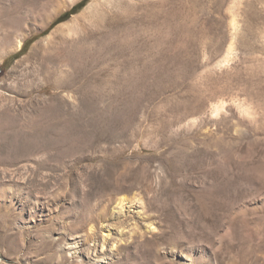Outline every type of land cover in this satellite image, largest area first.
I'll return each instance as SVG.
<instances>
[{
    "label": "rangeland",
    "instance_id": "rangeland-1",
    "mask_svg": "<svg viewBox=\"0 0 264 264\" xmlns=\"http://www.w3.org/2000/svg\"><path fill=\"white\" fill-rule=\"evenodd\" d=\"M82 1L0 0V264H264V0Z\"/></svg>",
    "mask_w": 264,
    "mask_h": 264
},
{
    "label": "bare ground",
    "instance_id": "bare-ground-1",
    "mask_svg": "<svg viewBox=\"0 0 264 264\" xmlns=\"http://www.w3.org/2000/svg\"><path fill=\"white\" fill-rule=\"evenodd\" d=\"M91 6V5H90ZM93 6V5H92ZM59 16V14H56L50 21H49V24H51V22L54 20V19H56L57 17ZM79 17L80 16H74L73 18H72V22H78L79 21ZM48 24V25H49ZM69 23H64L63 25L64 26H69L68 25ZM48 25H46V27L48 26ZM62 27V26H61ZM45 29V28H44ZM56 30V29H55ZM64 42H62V40L59 42V43H56V44H54V45H52V47H50V48H48L47 50H45V52L42 54V56H40L39 58H40V61H41V63L42 64H44V63H47L50 59H53V57H54V53H56V52H59L62 48H63V46H62V44H63ZM22 44L19 46V50L20 49H22ZM35 50V49H34ZM34 52V51H33ZM39 60V59H38ZM44 66V65H43ZM217 112H218V109L216 110ZM93 242V241H92ZM106 245H107V237L105 236V237H102V239L100 240V241H96L95 242V249H97V247H100L101 249H102V251H101V257L100 258H104L105 259V253H104V249H105V247H106ZM111 247H113V245L111 246ZM115 247V246H114ZM91 249V248H90ZM70 252V251H69ZM89 256H90V254H89ZM190 258H191V262H192V264L195 262V260L190 256ZM196 263V262H195Z\"/></svg>",
    "mask_w": 264,
    "mask_h": 264
},
{
    "label": "trees",
    "instance_id": "trees-1",
    "mask_svg": "<svg viewBox=\"0 0 264 264\" xmlns=\"http://www.w3.org/2000/svg\"><path fill=\"white\" fill-rule=\"evenodd\" d=\"M85 1H86V0H84V1H82L81 3H79L78 5H76V6L71 10V12H73V11H75L77 8L81 7V6L85 3ZM71 12H68V13L64 14L61 18H63V17H67ZM23 49H24V48H23ZM23 49H22V50H23Z\"/></svg>",
    "mask_w": 264,
    "mask_h": 264
}]
</instances>
